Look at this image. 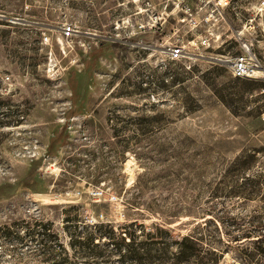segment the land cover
Returning <instances> with one entry per match:
<instances>
[{
	"label": "rangeland",
	"instance_id": "obj_1",
	"mask_svg": "<svg viewBox=\"0 0 264 264\" xmlns=\"http://www.w3.org/2000/svg\"><path fill=\"white\" fill-rule=\"evenodd\" d=\"M27 4L0 0V264H160L127 236L112 250L132 224L170 251L201 237L209 264H264V81L227 62L241 32L264 62V0H230L220 39L181 60L164 45L194 36L179 18L195 0Z\"/></svg>",
	"mask_w": 264,
	"mask_h": 264
},
{
	"label": "built area",
	"instance_id": "obj_2",
	"mask_svg": "<svg viewBox=\"0 0 264 264\" xmlns=\"http://www.w3.org/2000/svg\"><path fill=\"white\" fill-rule=\"evenodd\" d=\"M25 6L28 7L27 0H22ZM196 4L193 8L185 7L182 16L179 18L181 23L187 27V32L194 35L186 42L166 41L164 50L170 60L190 59L199 57L200 50L212 46L220 39V34L215 31L216 26L220 21L224 20V10L230 6V0H195ZM168 13L165 9L163 14L158 16L157 23L161 26L167 19ZM155 26L151 25L149 21L139 23L138 31H147ZM250 28L254 27L252 24ZM204 28V30L199 31ZM59 34L56 37L60 52L67 56L75 46V37L79 34L74 25L65 22L58 30ZM51 37L44 33L42 42L50 43ZM239 52L233 56L228 62V69L233 78L247 79V80H262L264 81V62L257 55L253 47V42L250 38L244 36V33H238L236 37ZM82 47L85 46L83 42L79 43ZM47 69L53 70L58 67L59 61L53 55L52 49L47 51ZM71 61L75 63L76 57H71ZM8 79L9 76L5 75ZM103 191H97L95 194L102 195ZM91 222V220H90Z\"/></svg>",
	"mask_w": 264,
	"mask_h": 264
},
{
	"label": "trees",
	"instance_id": "obj_3",
	"mask_svg": "<svg viewBox=\"0 0 264 264\" xmlns=\"http://www.w3.org/2000/svg\"><path fill=\"white\" fill-rule=\"evenodd\" d=\"M204 218V217H203ZM206 220V218L204 219ZM138 224H132L129 230H126V233L121 236V240H115L117 238L116 233L114 231H110L108 233V237L112 239V245L115 252L121 253L122 243L124 237H128V249L125 250L135 261L144 260L148 258H156L160 264H184L185 261L193 258L194 263L191 264H209L205 261L204 253H207L209 249L205 248L200 244L202 241L201 237H196L192 234H186L180 237L179 240H175L174 243L176 245L175 251H170L167 248L170 241H164L162 238L154 233L146 232L144 229H137ZM158 227H156L157 229ZM140 233H137L139 232ZM139 235H144L147 240L144 241L146 243V247L140 246L141 242L137 241L136 238ZM164 246V247H159Z\"/></svg>",
	"mask_w": 264,
	"mask_h": 264
},
{
	"label": "water",
	"instance_id": "obj_4",
	"mask_svg": "<svg viewBox=\"0 0 264 264\" xmlns=\"http://www.w3.org/2000/svg\"><path fill=\"white\" fill-rule=\"evenodd\" d=\"M211 59H213V58H211ZM213 60H216V61H218V62L221 61L220 59H217V58H214Z\"/></svg>",
	"mask_w": 264,
	"mask_h": 264
}]
</instances>
